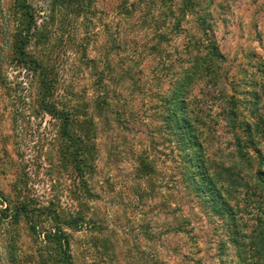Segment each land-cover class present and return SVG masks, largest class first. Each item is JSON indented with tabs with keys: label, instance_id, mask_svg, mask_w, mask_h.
<instances>
[{
	"label": "rangeland",
	"instance_id": "obj_1",
	"mask_svg": "<svg viewBox=\"0 0 264 264\" xmlns=\"http://www.w3.org/2000/svg\"><path fill=\"white\" fill-rule=\"evenodd\" d=\"M181 1L95 0L87 13L77 14L73 7L53 10L52 0H28L42 26L29 50L59 74L62 88L88 105L94 86L87 58L104 55L112 69L110 89L120 94L106 114L90 108L94 160L80 173L64 158L58 122L40 108L38 74L17 66L13 45L21 24L15 0H0V190L12 201L0 220V264H53V246L42 235L56 220L35 216L36 231L24 216L16 222L18 199L56 207L61 226L70 215L80 216L78 226L67 227L77 264H240L230 217L214 214L188 192L176 153L157 128L159 95L182 76L186 44L198 33L191 16L183 22L187 31H169ZM207 1L202 5L211 11L224 61L219 76L195 84L192 100L202 108L206 153L215 170L230 167L251 184L232 200L240 205L237 228L249 231L257 215L264 217V188L252 178L264 169V137L247 147L251 169L238 154L234 131L246 141V122L264 116V0ZM172 8L174 19L166 14ZM157 31L171 40L149 50L158 43ZM127 70L134 80L118 83ZM233 93L235 128L226 99ZM122 111L126 119L118 122ZM144 159L153 167L149 173L140 169Z\"/></svg>",
	"mask_w": 264,
	"mask_h": 264
},
{
	"label": "trees",
	"instance_id": "obj_2",
	"mask_svg": "<svg viewBox=\"0 0 264 264\" xmlns=\"http://www.w3.org/2000/svg\"><path fill=\"white\" fill-rule=\"evenodd\" d=\"M94 1L52 0V6L53 10L57 7H73L77 14H83L87 13ZM202 2L203 0H182L178 18H176L174 8L170 9L171 14L166 13L177 20L169 26V31L175 33L181 29L187 31V27H183V22H187L191 16L196 21L198 33H191L186 44L188 57L183 61L182 76L173 81L167 94L159 95L161 105L156 109L155 115L159 121L157 128L163 130L171 144V152L176 153L182 180L188 192L202 205L208 206L214 214L230 217L231 223L229 224L231 228L233 226L232 240L239 246L240 264H264V217L257 215L251 229L241 231L237 228L241 220L238 209L240 205L232 202L233 197H237L239 188L243 189L251 184L245 180L243 175L234 173L230 167L215 170V166L206 153L205 121L202 108L192 100L195 84L205 77L219 76L220 64L224 61L210 21L211 11L208 5L204 7ZM14 7L16 13L20 15L21 24L20 29H17L15 33L16 38L13 45L17 66L38 74L40 108L58 122L57 133L63 138L61 146L64 158L75 162V170L82 173L94 160L92 149H95V146L92 139L96 134V124L91 119L94 116L90 108L99 114H103L104 111L106 114L121 100L120 94L116 95V91L111 90L109 86L113 82L110 62L107 57H103L104 55L102 58L99 56L87 58L86 66L90 70L89 75L93 80L94 89L88 105L80 106L79 102H76L78 100L76 96L69 94L72 90L62 88L59 74L56 72L53 74L52 68L41 63L29 50L33 34L42 27L37 25L33 19L32 5L28 0H15ZM118 21L120 23L116 22L114 25L116 28L121 27L123 18L120 17ZM156 34L158 43L153 45L154 47H148L149 50L157 49L161 42L171 40L167 37L169 33L165 31H157ZM110 36L114 37L113 34ZM130 72V70L123 71L119 75L118 83L126 79L134 80L135 77ZM62 92H67L66 99L63 98ZM226 99L228 117L232 127L235 128L238 113L237 96L233 93ZM124 113L125 111L117 112L118 122L121 121L120 117H123ZM234 134L239 156L252 169L253 161L247 147L249 144L257 143L260 137H264V116L260 115L246 122V141L236 131ZM140 169L149 173L153 167L148 160L144 159L141 161ZM252 178L256 184L258 183L257 186L264 188V169H257L253 172ZM222 181H229L230 184L225 185ZM1 201H4L5 205L0 208V220L8 217L6 214L12 204V201L7 200L0 190V205H2ZM18 201L12 217L16 222L22 216L30 219V227L33 231L37 230V223L32 220H35V216L47 214L48 219L56 220V225L44 230L45 233L42 235V241L53 246L49 251L51 257L54 258L52 263L77 264L73 258L71 235L67 227L78 226L80 216L70 215V218L64 222L65 225L61 226L59 224L61 214L56 207L49 205L38 207L21 199Z\"/></svg>",
	"mask_w": 264,
	"mask_h": 264
}]
</instances>
